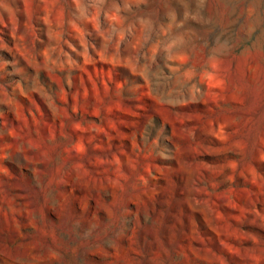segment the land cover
Segmentation results:
<instances>
[{"label": "rangeland", "instance_id": "1", "mask_svg": "<svg viewBox=\"0 0 264 264\" xmlns=\"http://www.w3.org/2000/svg\"><path fill=\"white\" fill-rule=\"evenodd\" d=\"M0 264H264V0H0Z\"/></svg>", "mask_w": 264, "mask_h": 264}]
</instances>
